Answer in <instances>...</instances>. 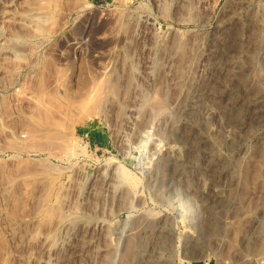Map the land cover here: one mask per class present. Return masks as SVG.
<instances>
[{
  "label": "rangeland",
  "instance_id": "1",
  "mask_svg": "<svg viewBox=\"0 0 264 264\" xmlns=\"http://www.w3.org/2000/svg\"><path fill=\"white\" fill-rule=\"evenodd\" d=\"M0 264H264V0H0Z\"/></svg>",
  "mask_w": 264,
  "mask_h": 264
}]
</instances>
